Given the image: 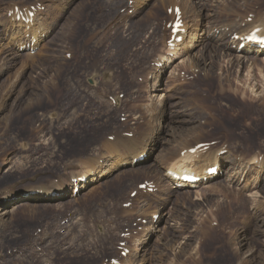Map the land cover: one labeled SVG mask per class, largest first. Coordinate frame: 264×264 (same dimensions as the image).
I'll list each match as a JSON object with an SVG mask.
<instances>
[{"label": "rangeland", "instance_id": "374dc122", "mask_svg": "<svg viewBox=\"0 0 264 264\" xmlns=\"http://www.w3.org/2000/svg\"><path fill=\"white\" fill-rule=\"evenodd\" d=\"M142 1L135 0L137 13L125 17L123 0H0V51L10 55L0 58V216L6 206L26 201L42 188L67 186L69 191V180L83 169V174L103 168L121 171L85 186L78 200L68 196L31 202L5 219L1 216L0 264H102L116 257V247L106 237L141 215L128 220L121 203L144 181L162 183L167 193L159 192L157 200L138 197L136 208L148 219L153 211L152 217L160 213L162 219L157 229L152 225L146 230L144 241L131 242L137 254L125 264H264V164L235 182L241 169L236 172V164L229 162L236 156L264 157V55H247L237 65L240 54L220 48L227 41L222 36H217L220 54L209 53L206 41L189 53L179 47L176 59L181 52L187 56L176 64L175 58L168 59L172 67L161 75V86L159 71L154 89L156 79L148 80L147 74L154 59L165 53L163 20L171 5ZM172 1L181 8L185 4L189 24L204 37L244 22L260 4L255 16L264 18V0ZM37 2L46 8L37 15L47 31L39 47L44 45L34 56L18 54L24 44L14 38L18 26L27 25L7 18L8 9ZM229 16L237 20L221 24ZM202 58L208 67L199 68L200 78L182 81L178 75L194 70V60ZM110 96L120 98L121 105L113 106ZM121 130L136 135L128 143L147 134L158 138L143 167L119 168L132 158L119 144L128 139L105 147L107 136ZM206 141L217 142L216 148L229 143L231 160L218 156L221 149L210 148L203 161L195 158L190 173L212 168L217 157L221 170H229L211 188L176 189L168 172L180 158L171 162V155L185 143L194 149ZM208 153L212 155L206 157ZM102 154L112 159L97 168L98 161L90 160ZM117 157L126 158L118 162ZM249 161L240 167L247 169ZM68 214L75 215L67 231L60 222ZM244 234L249 242L241 246Z\"/></svg>", "mask_w": 264, "mask_h": 264}, {"label": "bare ground", "instance_id": "6f19581e", "mask_svg": "<svg viewBox=\"0 0 264 264\" xmlns=\"http://www.w3.org/2000/svg\"><path fill=\"white\" fill-rule=\"evenodd\" d=\"M136 1H139L140 2L142 0H136ZM162 1H163L164 4L171 5L169 7L170 9L171 8H174V7H180L178 4H172V2H173L172 0H162ZM188 1L190 2L191 5H193L195 0H188ZM142 2L144 3V1H142ZM247 4H250V3H247ZM186 5H187V3H186ZM181 10L183 12L184 17H186V19H187V15L189 13V10L187 11L185 4H184V7L181 8ZM248 15L246 16L244 22H241L239 24H235L232 27V29L234 31H241L243 33H248V31L251 28H258V27L264 28V18H258V16H255V20H253L252 24H247V26L245 27V29L243 27H241L243 23H246V20L248 18ZM189 23L186 26V28L188 29V35L186 36V39H185L183 45H181L179 47L180 48H185V50L189 53L191 49H194L196 47V45L205 43V41H206V42H208V45H209V47L207 48V50H209V53L212 52V53H216V54L218 53V54H220V49L218 48L219 42L217 40L216 34L215 35H209L208 37L207 36L204 37L201 34V30H199L198 27L195 28V25H190ZM44 25L45 24L42 23V19L40 17L36 16L35 21H34V24L32 26H28V25L27 26H24V25L18 26V28H19V33L18 34L19 35L14 38V41H16V42L23 41V44L25 45V43H27L29 41L27 39L28 38V35H29L30 38L37 39L36 46H39L42 43V41L47 36V31L45 30V28H44L45 26ZM23 28H25L26 30H23ZM15 34H17V31L16 32H13V35H15ZM3 41H4V37L2 35V36H0V50L4 47ZM235 44L238 47L240 43L238 42V43H235ZM179 47L175 48L174 51H176ZM225 49H227L228 52L229 51H234L232 49V45L229 46L228 43L225 44ZM176 52L178 53V51H176ZM234 52L240 54V57H236V59H237L236 62H238L237 65H239V64L240 65H243L245 63V61H244L245 56H247V55H249L251 53L252 54H256L257 56H263L264 55V52H262V51H256V50H252V49L251 50L250 49H247V50H244L242 52H238V49H236V51H234ZM210 56H211L210 57V60H213L214 57L211 54H210ZM3 57L5 59H8L10 57V55H5L4 53H1V51H0V58H3ZM193 64H194L193 66H196V67H194L195 68L194 70H198L199 68H202V67H204V69L206 70L207 67H208L207 61L204 62V59L203 58L202 59H196V60H194ZM230 64H232L234 66L235 63H233V61H230ZM254 64H255V62H254ZM155 82L157 83L158 82V79H156ZM12 95L13 94H11L9 96V98ZM157 140H158V138L156 137L155 134H151V135H148L147 134L146 136H142L140 138H136L135 140L132 141V143H128V141H130L129 139L128 140H120L119 141V144L121 146H123V147H126V149L129 151L128 154L130 156H132V158L129 159V160H125L121 164H119V168L122 169V168L131 167L130 165H132V162L135 159L139 158L143 154H146L147 152H149L148 153L149 155L147 157L149 159L151 156H153L154 152L156 151V146H158V141ZM181 148H180L181 149L180 150V153H178V154H172L171 155V158H170V161L171 162L177 156H180V154L183 151L192 150L191 148L188 147V145L186 143ZM219 151H217V152H219ZM211 155H212V153H208L206 155V157H210ZM200 157H202V160L201 161H203V155H202V153H197L195 155V157L192 156V155H190V154H187L184 158H180V160L176 161L172 165V167L170 168L169 171L172 172V173L180 174V175H182L184 173L189 174L190 173V171H189L190 165H192L195 162V158L200 159ZM148 159H146L145 162L148 161ZM255 159H258V158H255ZM255 159H253L254 161L253 160L252 161H249V163L252 162L250 165H255V163L258 161V160H255ZM218 160H219V157L215 158L214 165L213 166H215L216 164H218ZM263 164L264 163H262L261 166ZM138 167H140V165L137 166V167H135V168H138ZM246 168H248V166H246ZM112 171H113V169L108 170L106 168H103V169H101V171H98V172L97 171H93V172L88 171L87 173L83 174V176H81V177H89V182L88 183H94L95 181H98L99 179L105 178L108 174L110 175V172L112 173ZM205 171H207V170H203L200 173H196V175L201 176L202 174H204ZM215 180H217V179H215ZM173 181H175L174 182V185L175 186L180 183V182H178V181H176L174 179H173ZM84 188H85V186L81 185V190L84 189ZM183 188H186V187L183 186ZM176 189H178V188L176 187ZM67 191H68V187L67 186H64V187L58 186V187H55V188H47V187L46 188H42V190H40L39 194H37V195H30L26 201L20 202L17 205H14V206H10V205L6 206V208H4L2 210L1 216H4V219H5L7 216H9L15 210H17L19 208H22V207H25V206H31V202L32 203L33 202H38V203H52V202H48L47 201L48 198L51 196V194H53V193H64L65 194V192H67ZM181 191H189V190L188 189L187 190H182L181 189ZM4 219L2 218V220H4ZM248 242L249 241L247 239L246 234L240 236L239 245L245 246V245H247ZM249 256L253 257V254H250ZM242 264H246V263H243L242 262Z\"/></svg>", "mask_w": 264, "mask_h": 264}]
</instances>
